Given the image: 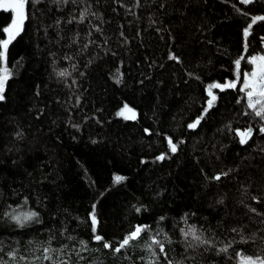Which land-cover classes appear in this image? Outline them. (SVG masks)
I'll return each instance as SVG.
<instances>
[{"label":"trees","instance_id":"1","mask_svg":"<svg viewBox=\"0 0 264 264\" xmlns=\"http://www.w3.org/2000/svg\"><path fill=\"white\" fill-rule=\"evenodd\" d=\"M25 11L0 62V264L264 258V119L240 90L264 54V20L253 23L264 0H29ZM11 19L0 10V40ZM229 83L209 107V85ZM125 105L134 118L119 116Z\"/></svg>","mask_w":264,"mask_h":264},{"label":"snow or ice","instance_id":"2","mask_svg":"<svg viewBox=\"0 0 264 264\" xmlns=\"http://www.w3.org/2000/svg\"><path fill=\"white\" fill-rule=\"evenodd\" d=\"M243 3H251L252 0H242ZM29 3V0H0V10H3L4 12H11L12 13V19L11 23L3 28V32L7 34L6 39L0 40V62L6 63L7 61V52L9 45L16 39L17 36L20 35L21 31L23 30L24 23L27 19L26 16V5ZM256 20H264V16L262 17H255L253 19V23H255ZM248 31L245 30L244 35L247 37ZM250 63L255 65V70L251 72L249 75L248 73L244 74L243 79V86L240 89L241 91L245 92L247 99H248V107L252 110H254L255 115L257 117H260L261 119H264V56H258V57H252V59L249 61ZM236 66L239 68L240 66V60L236 61ZM61 76L65 75V73H60ZM10 73L7 69V67L0 68V100L4 99L3 93L5 91V85L7 80L9 79ZM225 87H231L235 88V83H229L226 85H220V84H212L209 85L208 94L211 97V99L208 101L209 107L212 106L213 102L216 100V96L213 95L212 89L213 88H220L223 90ZM255 98V99H254ZM257 105H260L259 109H257ZM125 111L128 113H131V117L125 116V118H134L135 113L128 108L127 105L124 106V111H122L120 114L124 115ZM202 119V117H201ZM200 123V119H197L194 123L189 125V128L195 129L197 125ZM261 132H264V127L260 129ZM252 130L249 128L247 131L244 132H238L237 135L240 136V143L245 144L247 143V140L251 137ZM169 145L171 147V151L174 153L176 152V145L173 144L171 140H169ZM164 157H160V159H163ZM223 175H227V173H223ZM122 179V177L117 176L116 180L119 182ZM216 180H220L221 176L217 175L214 177ZM252 211H255V209H252ZM36 214L35 213H29L23 217V220H30L32 219ZM18 223H22V219L20 216L14 217ZM92 226L93 231L95 232L96 229V216L93 212L92 214ZM146 229L142 227H136L134 231H132L129 235H127L122 242H120L119 246L114 248V252L120 253L122 249L130 245V242L136 241L141 237V233L144 232ZM188 235H191L193 239L201 241L202 243H208V241H202L201 237L196 234L195 229H192L190 233H185V236L187 238ZM95 240L97 242H100L103 240L102 236L96 235ZM152 244L158 245L160 248V252H164V246L159 241L153 239ZM103 247L110 248L111 244L105 242L103 244ZM224 249H222L223 251ZM50 251H54V249H45V259H51V257L47 254ZM247 264H264V259L257 258L256 260H252L249 258L247 261Z\"/></svg>","mask_w":264,"mask_h":264},{"label":"rangeland","instance_id":"3","mask_svg":"<svg viewBox=\"0 0 264 264\" xmlns=\"http://www.w3.org/2000/svg\"><path fill=\"white\" fill-rule=\"evenodd\" d=\"M240 2H242V0H239ZM243 3V2H242ZM12 14V13H11ZM7 38V34L5 33V39ZM258 56H264V54L263 55H257V56H253V57H258ZM252 59V57L249 59V61ZM252 64V63H251ZM252 70L248 73L249 75L251 74V72L252 71H254L255 70V65L254 64H252V68H251ZM242 86H243V82H242ZM244 94V96H245V98L247 99V96H246V94H245V92H243ZM255 99V98H254ZM247 101H248V99H247ZM259 107H260V105H257V109H259ZM129 108V107H128ZM131 109V108H130ZM134 113H135V111L133 110V109H131ZM122 111H124V107L119 111V116L120 117H122V118H124V119H126L125 118V116H129V117H131V113H128V112H126L125 111V114L124 115H121L120 113L122 112ZM127 119H130V118H127ZM143 233V232H142ZM142 233H141V236H142ZM249 258L250 259H252V260H256L257 258H255V257H244V256H240V263L241 264H247V261L249 260ZM261 259H264V258H261Z\"/></svg>","mask_w":264,"mask_h":264},{"label":"water","instance_id":"4","mask_svg":"<svg viewBox=\"0 0 264 264\" xmlns=\"http://www.w3.org/2000/svg\"><path fill=\"white\" fill-rule=\"evenodd\" d=\"M251 129V128H250ZM248 130V129H247ZM247 130H245V131H247ZM252 130V129H251ZM252 132H253V130H252ZM251 136H252V134H251Z\"/></svg>","mask_w":264,"mask_h":264}]
</instances>
